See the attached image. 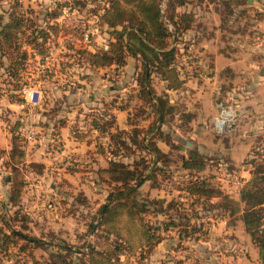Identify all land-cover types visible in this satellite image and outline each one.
Here are the masks:
<instances>
[{
  "label": "rangeland",
  "instance_id": "1",
  "mask_svg": "<svg viewBox=\"0 0 264 264\" xmlns=\"http://www.w3.org/2000/svg\"><path fill=\"white\" fill-rule=\"evenodd\" d=\"M167 1H159L161 18L171 31L167 49L175 48L174 66L184 82L168 87L166 79L152 74L145 89L163 104V120L158 121L156 102L137 83L138 59L129 56L124 66H94L87 61V51L106 50L112 40L110 27L100 21L110 0H0L2 21L11 11L19 17L18 43L26 51L16 76L9 73L5 56L0 63V264H67L64 258L78 264L82 254L87 259L91 249L105 250L114 243L124 249V254L112 258L114 264H261L241 212L229 213L222 205L227 198L200 200L185 190V184L197 176L238 199L246 173L243 167L248 166L246 156H241L239 133L230 145L224 136L228 120L220 130L214 127V119L224 110L231 117L237 112L238 98L228 88L238 78L212 73V54L203 40L212 34L221 50H231L234 43L227 25L231 10L222 0H190L174 8V21L181 25L176 29L167 17ZM179 11L191 17L190 28H183ZM245 16L239 21L237 17L234 32L249 26ZM33 28L48 30L43 54L28 42ZM195 29L203 30L198 35ZM83 33L88 34L86 40ZM26 88L39 91L38 101L25 98ZM94 121L107 123L111 131L120 130V137L134 135L138 142L121 145L114 156L110 149L116 142L111 143ZM12 128L20 133L26 149L25 184L15 203L9 200L5 163ZM153 142L160 149L156 153L147 149ZM229 146L232 157L226 152ZM190 148L203 156L201 171L183 165ZM109 157L147 177L139 187V202L146 204L144 220L160 240L151 248L142 244L135 254L121 238L106 235L97 218L99 206L117 184L97 173ZM11 230L40 238L43 244L36 246ZM64 245L70 249H63ZM56 251L62 255H51Z\"/></svg>",
  "mask_w": 264,
  "mask_h": 264
},
{
  "label": "trees",
  "instance_id": "2",
  "mask_svg": "<svg viewBox=\"0 0 264 264\" xmlns=\"http://www.w3.org/2000/svg\"><path fill=\"white\" fill-rule=\"evenodd\" d=\"M159 1L110 0L108 8L100 15V21L110 27L112 40L108 43L106 50L97 52L87 51L86 58L94 66H108L111 64L124 66L129 56L138 59L141 64V70L137 83L145 90L149 99L156 102L153 105L154 107H152L154 108L157 120L161 121L164 116L163 104H158L156 97L151 96V92L145 89L149 85L152 74L155 73L156 75H160L162 79H166L168 87H178L184 81L178 77V71L174 66L175 48L167 49L171 31L167 27L166 22L161 18ZM222 1L224 7L231 10L230 13H232L233 8L241 5L244 6L248 3V0ZM167 2L169 10L167 17L176 24V29L181 28V25H178L174 21V8L176 6L184 7L190 0H168ZM262 12H264V8ZM190 14L196 17L194 11ZM176 15H180L181 22H185L183 23L184 29L190 28L191 25H189L188 21L191 17L186 11H179ZM19 30L20 20L15 12H9L7 19L4 21H2L0 16V63L2 64L1 58L5 56L9 61L7 68L11 76H16L18 66L26 58V51L21 50V45L18 43ZM198 30L195 29V31ZM47 31L45 28H33L32 33L34 35L31 39H28V42L32 44L31 47H35L42 54L44 53V44L48 39ZM147 41L158 49L152 47ZM79 52H82V50ZM210 67L212 65L209 63L208 68L210 69ZM93 123L101 132L107 133L111 143L116 142L115 149L113 147L110 149V152L114 156L119 154L121 145L127 147L129 144H136L138 142L134 135L120 137V132H118L120 130L111 131L108 129L107 123H100L98 121H94ZM10 133L9 149L5 152L7 155L5 163L9 167V177L7 180L9 183V200L15 203L19 199L21 188L25 184L22 166L25 163L26 149L23 138L17 129H10ZM253 146L245 158L246 165L249 168V175L243 179L239 187L238 199L229 198L230 195L228 196L222 192L221 189L214 186L209 180L205 178L198 179L197 176L194 180H190L185 184V190L194 194L196 199L200 200H209L215 196L227 198L222 205L229 208V213L241 212L240 217L244 229L252 242L258 247L261 264H264V137L259 141L258 145ZM147 149L153 153L160 150L154 142L148 145ZM2 150L0 149V152H3ZM202 157L199 151L190 148L188 149V157L183 160V165L187 168L201 171L204 167ZM29 164L38 167L43 166L42 162L37 161H31ZM127 166L123 160L109 157L106 166L98 167L97 173L102 179L105 180L106 178L110 182L117 184L112 185V188L106 195V201L99 206L97 218L99 225H102V230L106 235H111L116 239L121 238L128 245V248L132 250V254H135L137 248L140 250L142 244H147L151 248L154 242L160 239L155 234L153 226L144 220L143 213L146 210L144 209L146 204L139 202V187L147 177L142 175L137 169ZM11 233L37 243L36 246H42L41 244H43L40 238L26 237L14 230H11ZM114 241L116 240L114 239ZM63 249L67 250L70 248L64 245ZM123 250L120 243H114V246L107 247L105 250L91 249L86 254L88 256L87 259H84V254L81 255V260L78 264H114L112 258L124 254ZM56 252H51V255H62L59 251ZM144 256L143 254L142 257ZM64 261L67 264H72L66 261L65 258Z\"/></svg>",
  "mask_w": 264,
  "mask_h": 264
},
{
  "label": "crops",
  "instance_id": "3",
  "mask_svg": "<svg viewBox=\"0 0 264 264\" xmlns=\"http://www.w3.org/2000/svg\"><path fill=\"white\" fill-rule=\"evenodd\" d=\"M263 7L264 0H248V3L244 6L241 5L232 9V13L228 19L229 24H227L230 32V41L234 43L233 47H230L231 50L227 49L226 52L221 50L219 41L212 34L203 39L207 41V50L212 54L214 63L212 73L216 77H219L221 73L227 72V76L231 77V79L238 78L237 81H231V85L228 88V92L236 95L238 98V103H236L238 107L236 108L237 112L235 111L230 121L227 122L228 128L224 136L228 137L230 145L237 138L235 137V133H239L238 137L243 140L240 146L241 156L243 157L248 155L252 142L257 143L264 137ZM244 9L245 11H243ZM244 16L248 17L250 24L247 25L249 26L243 27L239 32H234L235 27L232 26L237 21V17H239V21ZM213 24L216 23L214 22ZM199 32L201 31L198 30L197 34ZM250 38L253 39L252 42ZM232 51H235V53ZM130 58L128 57L127 61ZM230 105L233 106V102ZM226 149V152L232 157L230 146ZM243 168L246 171V173H243V178H246L249 175V168L248 166H244Z\"/></svg>",
  "mask_w": 264,
  "mask_h": 264
},
{
  "label": "built area",
  "instance_id": "4",
  "mask_svg": "<svg viewBox=\"0 0 264 264\" xmlns=\"http://www.w3.org/2000/svg\"><path fill=\"white\" fill-rule=\"evenodd\" d=\"M87 35H88L87 33H83V37L85 40L87 39ZM38 97H39V91L37 89H31V88L25 89V98L28 101L35 103L36 101H38ZM230 119H231V115L226 114L224 110V113L222 114L220 113V116L214 119V127L220 130L223 127L224 122L227 120L230 121Z\"/></svg>",
  "mask_w": 264,
  "mask_h": 264
}]
</instances>
